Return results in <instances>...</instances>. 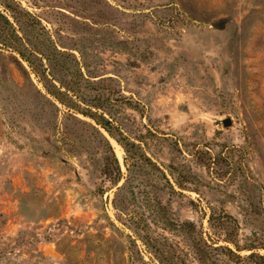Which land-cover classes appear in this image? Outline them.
<instances>
[{
    "label": "rangeland",
    "instance_id": "obj_1",
    "mask_svg": "<svg viewBox=\"0 0 264 264\" xmlns=\"http://www.w3.org/2000/svg\"><path fill=\"white\" fill-rule=\"evenodd\" d=\"M236 230L264 255V0H0V264H234L201 236Z\"/></svg>",
    "mask_w": 264,
    "mask_h": 264
},
{
    "label": "trees",
    "instance_id": "obj_2",
    "mask_svg": "<svg viewBox=\"0 0 264 264\" xmlns=\"http://www.w3.org/2000/svg\"><path fill=\"white\" fill-rule=\"evenodd\" d=\"M103 127L111 133L110 128L106 124H102ZM214 218V213L210 214L209 221H212ZM220 218L231 220L234 223V228H238L239 222L238 220L230 215V214H222ZM224 241L233 244L235 249L227 246V245H214L210 243L205 237L201 236V243L205 244L207 247H213V249L221 250L223 252L224 257L229 260L234 261V264H264V255L256 252L253 246H243L240 244L239 239L237 238V230L236 236H233V232H228L223 238ZM250 250L249 254L243 255L242 250Z\"/></svg>",
    "mask_w": 264,
    "mask_h": 264
},
{
    "label": "water",
    "instance_id": "obj_3",
    "mask_svg": "<svg viewBox=\"0 0 264 264\" xmlns=\"http://www.w3.org/2000/svg\"><path fill=\"white\" fill-rule=\"evenodd\" d=\"M229 122H230V120H226V121H225V124H229Z\"/></svg>",
    "mask_w": 264,
    "mask_h": 264
}]
</instances>
